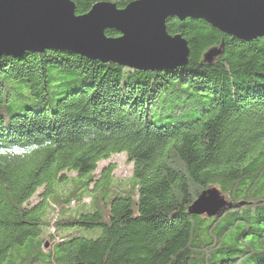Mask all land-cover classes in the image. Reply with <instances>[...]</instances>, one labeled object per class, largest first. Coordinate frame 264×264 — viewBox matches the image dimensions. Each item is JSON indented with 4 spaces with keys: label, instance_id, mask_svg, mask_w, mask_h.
<instances>
[{
    "label": "trees",
    "instance_id": "1",
    "mask_svg": "<svg viewBox=\"0 0 264 264\" xmlns=\"http://www.w3.org/2000/svg\"><path fill=\"white\" fill-rule=\"evenodd\" d=\"M72 1L84 14L135 0ZM167 30L188 41L186 66L142 71L58 49L0 57V264H264V38L192 18L169 17ZM121 153L133 193L102 207L92 175ZM211 187L238 206L189 214Z\"/></svg>",
    "mask_w": 264,
    "mask_h": 264
},
{
    "label": "water",
    "instance_id": "2",
    "mask_svg": "<svg viewBox=\"0 0 264 264\" xmlns=\"http://www.w3.org/2000/svg\"><path fill=\"white\" fill-rule=\"evenodd\" d=\"M169 17L202 19L246 42L264 38V0H135L124 8L102 1L84 14L72 0H0V57L58 49L135 70L176 69L191 51L185 38L168 32ZM107 29L119 36L108 37ZM224 47H211L203 60L211 63ZM236 206L211 187L188 213L218 217Z\"/></svg>",
    "mask_w": 264,
    "mask_h": 264
},
{
    "label": "rangeland",
    "instance_id": "3",
    "mask_svg": "<svg viewBox=\"0 0 264 264\" xmlns=\"http://www.w3.org/2000/svg\"><path fill=\"white\" fill-rule=\"evenodd\" d=\"M51 77H58L60 76V73L58 71H52L51 72ZM78 84V83H76ZM110 171V176L111 178L105 177L103 179V176L106 172ZM68 175L70 177H75L76 174L71 172L68 173ZM132 176H133V164L128 160L126 154L121 153V154H116L113 155L110 159L102 161L99 163L98 165V169L95 171V173L92 175V181L90 183V188L94 189L97 191H99V193L97 192V196H98V201L99 204L102 207H105L104 202L105 200L109 198H111V196L119 194V193H123L122 191H128L131 193H133L132 190ZM134 182V181H133ZM71 184H69L70 186ZM99 185V187H98ZM104 186V187H103ZM56 189L63 190L66 189V187H63V184H59L56 186ZM42 190H40L36 196H34L31 201L30 204L31 205H36L41 201V196L39 195L41 193ZM225 198H227L226 194H223ZM84 202L86 204H88L89 202H91V198L87 197L84 199ZM102 207H100L102 209ZM85 235L87 233H84ZM46 245L45 248H47L49 246L50 243V238L46 239Z\"/></svg>",
    "mask_w": 264,
    "mask_h": 264
}]
</instances>
